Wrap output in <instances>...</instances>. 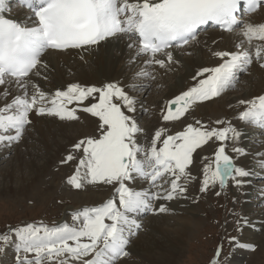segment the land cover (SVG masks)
Wrapping results in <instances>:
<instances>
[{
  "label": "snow or ice",
  "instance_id": "snow-or-ice-1",
  "mask_svg": "<svg viewBox=\"0 0 264 264\" xmlns=\"http://www.w3.org/2000/svg\"><path fill=\"white\" fill-rule=\"evenodd\" d=\"M17 4L30 13L23 20L11 18L8 0H0V99L7 101L0 105V148L19 144L33 115L77 121L78 111H83L97 118L96 135L79 139L61 160L68 164L78 159L67 184L77 190L86 184L108 185L113 192L98 205L73 211L71 224L8 226L0 233V252L13 247L16 264H118L130 255L128 246L142 228L139 218L168 211L164 203L155 202L187 198L189 185L197 179L191 171L194 154L210 141L219 144L212 158H201L205 161L201 193L217 186L223 190L229 181L241 189L253 176L264 179L235 162L249 154L245 148L233 147L235 155L226 151V141H239L244 134L231 120H217V127L211 128L197 120L174 135L157 129L144 144L140 142L144 129L135 116L138 109L146 111L138 93L148 87L136 81L155 80L149 69L177 63L174 50L198 42L209 25L226 32L240 28L243 39L235 50L212 52L220 63L202 67L192 76L191 86L161 109L163 121H177L193 105L234 88L254 61L264 68V23H245L241 16L264 7V0H17ZM112 41H124L132 53L128 62L135 70L126 81L100 86L74 82L54 92L38 82L54 72L46 56L69 50L90 52ZM86 100L95 102L80 107ZM238 105L242 110L236 118L264 137V95L240 99ZM74 153H80L79 158ZM253 156L264 172V151ZM233 215L238 232L264 227V222L258 227L240 214ZM227 243L256 248L236 236H228ZM223 247L222 242L211 264H220Z\"/></svg>",
  "mask_w": 264,
  "mask_h": 264
},
{
  "label": "bare ground",
  "instance_id": "bare-ground-1",
  "mask_svg": "<svg viewBox=\"0 0 264 264\" xmlns=\"http://www.w3.org/2000/svg\"><path fill=\"white\" fill-rule=\"evenodd\" d=\"M8 4L11 9L8 15L11 18L23 20L27 15H30L28 11L20 9L13 0H8ZM245 23H264V7H261L255 13L246 16ZM241 39H243V37L240 34V29L226 33L218 30H207L198 36V42H192L183 49L174 50L175 59L178 61L177 63H173L167 68L152 66L149 70L153 71L155 80L136 81V83L148 85L146 90L142 89L138 93V98L143 101V107L146 109V111L141 110V116L144 113L147 117H151L149 122H145V125H140V127L144 129V134L141 135L142 141L147 134L148 136L151 134L154 135V132L157 129H166V135L170 133V128L174 132L175 129L172 127L175 125L178 126L175 128L184 129L183 126H180L178 120L169 121L165 124L160 122V119L162 118L161 109L167 104L161 103L164 100L169 101L175 95H178L181 91L186 90L191 86L193 83L192 76L200 68L215 66L220 63V61L212 55V52L220 50H235V45ZM214 41L215 43H213ZM131 54L132 53L125 47L124 41H112L106 45L102 44L99 48L93 49L90 52L69 50L66 53H52L46 56L45 59L49 62L50 66L54 68V72L48 80H39L38 82L46 91L54 92L56 88H66L68 83L74 82H78L82 85L100 86L103 83L111 81H126L128 77L132 76L133 71L135 70V66L128 62ZM81 56L84 58L81 59ZM157 82L162 85L163 88L159 90L160 94L157 96L158 98L154 100L152 99V95L150 98V91L155 90ZM241 83L242 85H240ZM259 95H264V68L260 67V63L254 61L248 71L243 73L238 79L234 88L226 90L220 96L209 101L193 105L186 115L180 118V120L188 118L186 121L187 125H195V120H200L203 123L208 122L207 126L209 128L217 127L215 124V121L217 120H231L232 125L244 133L241 136L242 141L238 143L239 147L245 148L249 153L247 156L238 157L235 162H238V165L240 166L242 165L249 168L251 167L250 159H252V157L254 158L253 154L261 150H255L257 143L264 141V137L259 135L257 129H252L249 126H245L246 128L249 127V129H245L241 126L243 123L236 118L239 111L242 110L238 105V101L240 99L250 100ZM145 96L149 99H143ZM9 99H11V97H9ZM6 102L7 101L0 99V105ZM90 102H95V100H86L84 105L80 107L87 106ZM152 105L155 106L152 107ZM139 111L140 110L138 109L137 113H135L136 118ZM78 115L80 116V119L77 121H60L52 117H39L33 115L31 117L33 122L29 126L28 131L30 129L31 132L34 131V133H37L39 139L38 142L36 141L30 144L31 147L29 146L27 148V153H23L24 155L30 156L31 159L24 160L23 155L20 153L21 150L15 151V145L9 149V151L14 150V153H12L16 162H6V165H2L3 162L0 164V193H26L31 189L33 184L41 180L43 176L47 174L46 172L50 165L49 163L57 153L63 151L66 146L72 144L78 138L93 136V134L96 133L97 118L92 117L90 114L84 113L83 111H78ZM153 115L154 117L152 118ZM22 142L23 140L19 144H23ZM211 144L212 142L210 141L208 145L202 148V152ZM261 144L264 146V143ZM233 147L237 146L232 144L230 150ZM262 148V150H264V147ZM6 151L8 152V149L0 148V159L5 157L7 154ZM226 151L230 154L229 150ZM233 154L234 153H232V155ZM197 156L199 159L202 156V153L198 150ZM38 158H41L42 160L39 161L37 160ZM14 159L12 158L11 160L13 161ZM197 165H199V163ZM255 172L264 175V172H262L261 169L259 171L256 170ZM257 178V176L251 177L252 180ZM140 186V184H137L136 188L139 189ZM249 189L250 188L247 187L246 191L253 194L261 193V190L264 189V183L261 182L256 189L254 186L250 190ZM43 193L44 191L38 192L39 195ZM97 194H86L84 197H89L90 202H97L100 198H104V200L105 198H108L105 194ZM186 196L187 198H178V201H174L176 200L174 199L172 201H167V203L166 201L155 202L157 206L160 203H164L166 206L169 204L172 206L173 204L174 210L178 213H183V215L174 217L173 224H167L166 221H168L169 218H160L159 220L152 219L151 221L145 220L143 222V220L140 219L141 216L139 219L142 223V228L137 234L140 236V239L134 238L127 250L129 251V247L131 246L132 253L137 257L143 253H147L151 256L154 255L159 258L163 255H168L164 256L166 257L165 259H169V257H177L180 253V248L183 245V242H185V238L189 235V227L193 226L198 221V219L194 217L195 210L193 209V206L190 205L192 202L189 198L190 193L188 192ZM244 199L247 200V197ZM263 202V197L260 198V200L258 199V203ZM178 205H181V207L178 208ZM245 207L246 211L251 209L250 204ZM169 211L172 212V210ZM157 214L160 215L161 213ZM257 215L261 216L260 211ZM144 216L145 214L143 217ZM247 218L250 221L255 222L258 227L261 226V222H264V217L256 219L254 215H248ZM263 229L264 228L261 227V230L259 231L263 233ZM256 232L258 231L250 226L245 227L243 231H241L239 239L243 240V242H248L249 238L250 240H256L257 238L254 237ZM258 239L262 242L261 244L264 243V235L260 234ZM135 241L136 244H134ZM167 252L168 254H166ZM240 258L234 253L233 261H240ZM128 264L147 263H143L138 258L137 261Z\"/></svg>",
  "mask_w": 264,
  "mask_h": 264
},
{
  "label": "rangeland",
  "instance_id": "rangeland-1",
  "mask_svg": "<svg viewBox=\"0 0 264 264\" xmlns=\"http://www.w3.org/2000/svg\"><path fill=\"white\" fill-rule=\"evenodd\" d=\"M240 85H242V83ZM162 88L163 86L157 82L155 90L150 91V98L152 95V99L156 100L158 98L157 96H159L160 94L159 90H161ZM143 99L149 98L145 96ZM167 102L168 101L164 100L161 104H166ZM154 106L155 105H152V107ZM153 117L154 115L152 116V118ZM150 118L151 117H147L146 115H144V113L141 116L140 110L137 114L136 119L139 122V125L143 126L145 125V122H149ZM187 119H179L178 121L180 123V126H183L184 128L187 125ZM196 121L197 120H195V122ZM160 122L162 124L166 123L162 120V118L160 119ZM203 124L207 126L208 122H204ZM241 126L245 129H249V127H245L248 125L244 123ZM175 127L178 126L175 125L172 127L175 129L174 132L170 128V133L168 135H174L176 132L183 130L181 128L178 129ZM94 135H96V133L93 134V136ZM151 137L152 134L150 136H148L147 134V136L142 141V137L140 136V142L147 144L150 141ZM38 139L39 136H37V133H34V131L31 132L29 129V131L26 132L23 138V144H15V151L21 150L20 153L23 155L24 160L31 159L30 156L24 155L23 153H27V148L30 146V144L36 141L38 142ZM79 139L81 138L76 139L72 144L66 146L63 151L57 153V155L53 157L52 161L49 163L50 165L48 164L49 167L46 172L47 174L43 176L41 180L33 184L29 191L22 194L18 192H16V194L15 192L0 193V233L7 231L8 226L14 228L27 223L39 224L42 222L49 227L65 222L71 224V214L73 211L78 210L81 207L83 208L94 206L93 204L97 205L104 200V198H100L97 202H90L89 197H84L86 194L101 193L107 195L109 198V196L113 192L111 186L86 184L84 188L77 190L67 184V177L72 175L77 166L78 159L69 162L68 164H61L60 162L70 151H72V145L75 144ZM241 141L242 137L239 139V141H235V143L234 140L226 141V150H229L230 154L232 155V152L230 150L231 145L235 144L237 147H239L238 143H240ZM261 143H264V141L257 143L255 150L261 149L259 152L264 151L262 150V147L264 146ZM218 144L219 142H212V144L209 145V147H207L205 150H203V152L202 149H199L198 151L202 153L200 159L198 158L197 153L194 154L195 164L191 166V171L193 175L197 177V179L189 185L188 192L190 193L189 198L192 200V202L190 201V205L193 206V209L195 210L194 217L197 218L198 221L196 224L189 227V235L187 236V238H185V242H183L178 256L175 258L169 257V260L165 259L166 257H164L168 255H163L161 258H159L154 255L151 256L147 253H143L142 255H138L139 257H137L132 253L130 246V255L118 261V264H128L130 262L137 261L138 258L143 263L147 264H211V261L215 257V251L222 242L224 244V247L222 257L220 259V264H264V243L261 244L262 242H260L258 239L260 234L264 235V229L263 233L260 231L255 233L254 237L257 238L256 240H250L249 238V241L247 242L256 245L254 251L238 247L234 248L227 243L228 236H236L239 239L241 234V232L237 231V226L235 223L237 216L233 215V213L240 214L246 218L248 217V215H254L256 219L259 217H264V202L258 203V199L260 200V198H264V196H262V190L264 189H262L261 193L258 194H253L249 191H246L247 187L251 189L254 186V188L256 189L261 182L264 183V179H251V183L249 185H245L241 189L232 187V182L229 181L228 186L223 190H220L217 186L210 188L209 191L205 193H201L199 191L202 179L201 170L203 167V163L205 162L201 158L203 156L212 158V154L218 147ZM13 151L14 150L9 151L8 149V152L6 151L7 154L5 155V157L0 159V164H2V162V165H6L8 162H16L14 159ZM74 154L77 156V158H79L80 153ZM12 158L14 159L13 161L11 160ZM37 160L40 161L42 159L38 158ZM198 163L199 165H197ZM236 163L238 164V162ZM250 163V169L255 171L260 170L258 167H256L255 159L253 157L252 159H250ZM136 186L137 185H135V187ZM218 190L221 191V195L219 196L215 194ZM39 191H44V193L39 195ZM246 197L247 200L244 199ZM174 201H178V198ZM248 204L251 205V209L249 211H246L245 206ZM166 207L168 208V211L164 214L161 213L159 215L147 213L140 219H142L144 222L145 220L151 221L152 219L159 220L160 218H169V220L166 221L167 224H173L174 217L183 215V213H178L174 210L173 204L172 206L169 204ZM177 207L180 208L181 205H178ZM169 210H172V212ZM259 211L261 213V216L257 215ZM134 238L140 239V236L136 235L132 238V240ZM136 241L134 244H136ZM234 253L237 254L239 258L241 257L240 261H233ZM166 254H168V252ZM0 264H16L15 251L13 247L9 246L5 249L4 252H0Z\"/></svg>",
  "mask_w": 264,
  "mask_h": 264
}]
</instances>
